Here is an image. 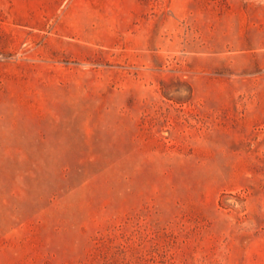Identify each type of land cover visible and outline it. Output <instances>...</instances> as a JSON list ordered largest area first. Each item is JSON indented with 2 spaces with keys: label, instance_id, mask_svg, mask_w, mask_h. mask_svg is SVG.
I'll return each instance as SVG.
<instances>
[{
  "label": "rangeland",
  "instance_id": "rangeland-1",
  "mask_svg": "<svg viewBox=\"0 0 264 264\" xmlns=\"http://www.w3.org/2000/svg\"><path fill=\"white\" fill-rule=\"evenodd\" d=\"M0 264H264V0H0Z\"/></svg>",
  "mask_w": 264,
  "mask_h": 264
}]
</instances>
